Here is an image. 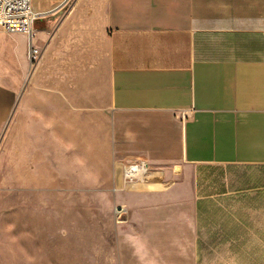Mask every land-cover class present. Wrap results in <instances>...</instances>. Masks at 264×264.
<instances>
[{"label":"crops","instance_id":"obj_1","mask_svg":"<svg viewBox=\"0 0 264 264\" xmlns=\"http://www.w3.org/2000/svg\"><path fill=\"white\" fill-rule=\"evenodd\" d=\"M32 8V71L0 29V135L29 72V147L109 181L119 264H264V0ZM134 161L152 180L125 188Z\"/></svg>","mask_w":264,"mask_h":264},{"label":"rangeland","instance_id":"obj_2","mask_svg":"<svg viewBox=\"0 0 264 264\" xmlns=\"http://www.w3.org/2000/svg\"><path fill=\"white\" fill-rule=\"evenodd\" d=\"M20 97L24 111L0 135V264H119L122 215L109 181L29 147V72Z\"/></svg>","mask_w":264,"mask_h":264},{"label":"built area","instance_id":"obj_3","mask_svg":"<svg viewBox=\"0 0 264 264\" xmlns=\"http://www.w3.org/2000/svg\"><path fill=\"white\" fill-rule=\"evenodd\" d=\"M39 14L32 8V0H0V29L5 33L24 34L29 39L28 58L30 69L38 64L41 51L34 45V28ZM153 170L143 161L126 163L123 167L124 187L148 184L152 180Z\"/></svg>","mask_w":264,"mask_h":264}]
</instances>
